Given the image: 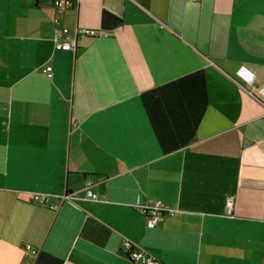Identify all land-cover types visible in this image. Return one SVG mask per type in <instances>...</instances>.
<instances>
[{
	"label": "crops",
	"instance_id": "1",
	"mask_svg": "<svg viewBox=\"0 0 264 264\" xmlns=\"http://www.w3.org/2000/svg\"><path fill=\"white\" fill-rule=\"evenodd\" d=\"M242 65L264 86V0H0V264H264ZM157 201L177 212L150 228Z\"/></svg>",
	"mask_w": 264,
	"mask_h": 264
},
{
	"label": "built area",
	"instance_id": "2",
	"mask_svg": "<svg viewBox=\"0 0 264 264\" xmlns=\"http://www.w3.org/2000/svg\"><path fill=\"white\" fill-rule=\"evenodd\" d=\"M75 4V0H54V7L62 12H65L69 7ZM55 23H59V19H55ZM65 32L67 29H59L57 37L55 39V49L70 51L74 50L77 45L78 36H96L98 32L94 29H78L75 32L76 38H71L66 36ZM52 66H47L43 71L47 76H52ZM236 77L241 84H245L251 87L248 90L249 94L253 97L258 98L264 104V86L257 87L255 85L256 75L249 67L242 65L236 72ZM254 91H258L259 97L254 94ZM93 183L91 181L87 182V186L84 189L85 198L99 201L100 196L95 193L92 189ZM65 198L70 201L72 196L65 195ZM34 201L43 202L44 197L36 194L33 196ZM139 211L149 218L148 227L152 228L158 224L159 221L163 220L166 216L174 215L177 210L167 208L163 206L161 201H157L154 204L143 206L139 208ZM27 250L31 252L32 255L36 256L38 254V249L34 248L32 245L28 244L26 246ZM128 255L133 264H156V258L145 253L142 250H134L132 248L128 249Z\"/></svg>",
	"mask_w": 264,
	"mask_h": 264
}]
</instances>
